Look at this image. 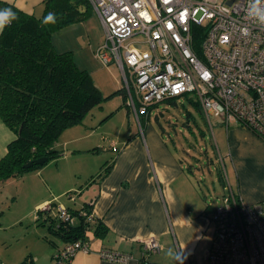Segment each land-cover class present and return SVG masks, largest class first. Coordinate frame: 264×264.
Returning a JSON list of instances; mask_svg holds the SVG:
<instances>
[{"label":"built area","instance_id":"1","mask_svg":"<svg viewBox=\"0 0 264 264\" xmlns=\"http://www.w3.org/2000/svg\"><path fill=\"white\" fill-rule=\"evenodd\" d=\"M89 1L105 32L95 56L119 69L125 106L137 122L149 107L186 95L198 101L208 123L214 116L264 140V26L248 15L251 0ZM56 216L70 226L77 219L63 206ZM78 216L93 218L86 209ZM210 220L214 238L206 264H264V201L245 204L224 181ZM142 246V257L161 249L153 238ZM88 247L87 240L67 243L53 262L69 264ZM102 257L128 258L115 252Z\"/></svg>","mask_w":264,"mask_h":264},{"label":"crops","instance_id":"2","mask_svg":"<svg viewBox=\"0 0 264 264\" xmlns=\"http://www.w3.org/2000/svg\"><path fill=\"white\" fill-rule=\"evenodd\" d=\"M0 1L27 14L39 16L42 12L43 0ZM219 124L222 128L219 129V143L215 141V151L224 181L245 204L264 201V140L239 124H229L228 127L220 121ZM138 126L136 133L128 130L124 135L115 136L111 141L113 155L107 163L111 165L109 172L88 184L83 205L77 210L86 209L94 218L88 224L89 247L87 251L77 252L69 264H139L142 245L151 238L161 247L159 253L147 255L151 263L196 264L201 241L213 224L210 220L213 207L198 193L196 185L160 133L154 131L148 121L142 125L138 122ZM68 130L62 133L56 144L57 149L61 147L63 151L71 152L62 162L88 153L92 143L98 149L101 138L96 139V133L85 125ZM14 139L15 135L0 119V159ZM46 168L44 165L35 175L44 180L49 193L38 199L33 209L43 210L45 206L56 203L58 207L77 211L58 200L66 191L75 189L80 176L76 177L71 168L69 172L61 168L49 182L43 176L45 173V176H50ZM15 180L10 179L0 186L3 188ZM195 192L198 198L193 195ZM55 209L51 212L54 216ZM96 221L106 229L103 236L93 234ZM77 223L78 219L74 225ZM65 244L60 239L52 241V248L44 256L40 255L42 257L33 251L28 252V263L54 264V254ZM169 250L175 255L180 254L181 260L169 256ZM102 252H115L128 258L124 263L112 262L103 258ZM2 257L6 256H1L0 264H21L23 261L14 263ZM41 260L43 262H39ZM204 260L206 264V258Z\"/></svg>","mask_w":264,"mask_h":264},{"label":"trees","instance_id":"3","mask_svg":"<svg viewBox=\"0 0 264 264\" xmlns=\"http://www.w3.org/2000/svg\"><path fill=\"white\" fill-rule=\"evenodd\" d=\"M9 7L19 19L0 33V119L15 135V139L8 144L5 155L0 159V184L26 172L39 170L48 162L60 158L62 152L56 144L62 133L82 124L87 115L103 102V96L92 77L87 71L78 68L72 53L57 52L52 43L53 33L84 22L90 16L93 12L90 1L43 0L39 16L27 14L0 1V9ZM49 12L55 13L57 19L55 23L45 25L42 21ZM117 93L124 100L123 90L119 89ZM180 98L203 114L198 101L192 96L173 97L164 101L176 104ZM123 106L126 107L125 103ZM160 135L196 185L199 181L196 172L205 170L201 152L192 148L190 142L186 144L178 139V144L172 142V145L162 132ZM214 153L218 181L223 190L222 168L216 151ZM39 158H46L47 161L29 169L24 168L27 163ZM110 168L111 165L105 164L97 178L104 177ZM206 169L209 170V167ZM54 207L58 205L52 203L47 209L38 210L36 221L40 220L42 225L47 226L50 235L66 244L78 240L88 241V224L94 218L87 221L85 217L78 216L81 209L72 211L66 208L78 219L77 225H66L51 214ZM87 214L91 212L87 211ZM105 231L102 223L96 221L93 234L103 236ZM47 241L52 244V241ZM28 261L25 259L21 264H29ZM139 264L154 263L148 260V256H141Z\"/></svg>","mask_w":264,"mask_h":264},{"label":"rangeland","instance_id":"4","mask_svg":"<svg viewBox=\"0 0 264 264\" xmlns=\"http://www.w3.org/2000/svg\"><path fill=\"white\" fill-rule=\"evenodd\" d=\"M226 1L218 0L220 3ZM104 40V27L94 11L84 22L52 34L55 50L71 52L78 68L90 74L103 96L101 106L94 108L82 122V125L96 133V139L101 138L98 149H95L96 144L92 143L93 147H90L88 153H83L74 160L71 158L67 162H62L71 152L67 149L63 151L59 147L58 150L62 152L61 157L56 161L48 162L46 169L50 176H45L47 173L43 175L45 180L50 182L56 171L64 168L69 172L71 168L77 174L76 177L80 176L77 178L75 189L66 191L58 200L59 203L62 202L73 210L82 207L85 197L83 195L88 184L111 160L110 156L113 155L111 141L115 136L120 133L124 135L128 130L134 133L139 130L133 112L123 106L122 96L115 94L123 85L119 69L114 64L104 65L95 56V50ZM153 106L149 107L145 115H139V122L144 124L148 121L150 127L156 132H162L171 144L177 143L180 139L186 144L190 142L192 148L201 152L205 170L199 171L198 176L196 175L199 178L196 184L197 191L205 198L207 204L215 207L223 191L218 181L217 165L214 163L215 141L219 143V129L222 128L219 119L210 116L209 125L205 115L198 112L184 98L177 99L176 104L163 101ZM206 165L209 170L206 169ZM36 171L24 173L16 178L15 182L3 185V188L0 186V261L1 256H6L2 258H8L9 262L15 263L17 260L18 263L21 260L24 262L25 259H30L28 252L31 251L36 256L42 257L52 248L47 240L54 242L57 239L50 235L46 225H42L40 220L36 221L37 210L33 209L34 204L49 193L44 180L35 175ZM64 174L67 176L66 172ZM69 194H72L74 201L68 198ZM193 195L198 198L196 192ZM213 238L214 225L211 224L201 241L200 250L195 257L196 264H205V252L211 247Z\"/></svg>","mask_w":264,"mask_h":264},{"label":"clouds","instance_id":"5","mask_svg":"<svg viewBox=\"0 0 264 264\" xmlns=\"http://www.w3.org/2000/svg\"><path fill=\"white\" fill-rule=\"evenodd\" d=\"M248 15L256 20L261 26H264V0H251ZM19 17L17 13L12 8H2L0 9V32L10 25L13 21L18 20ZM56 14L49 12L43 19L42 23L47 25L49 23L56 22ZM169 256H174L175 259L181 260V255H175L171 250L168 253Z\"/></svg>","mask_w":264,"mask_h":264},{"label":"water","instance_id":"6","mask_svg":"<svg viewBox=\"0 0 264 264\" xmlns=\"http://www.w3.org/2000/svg\"><path fill=\"white\" fill-rule=\"evenodd\" d=\"M47 161L46 158H39V159H36L34 161H31L29 163H27L24 168L25 169H29L31 168L33 165H42L43 163H45Z\"/></svg>","mask_w":264,"mask_h":264}]
</instances>
